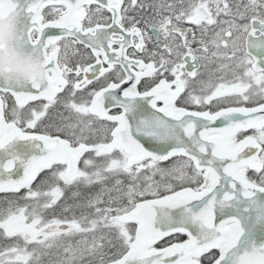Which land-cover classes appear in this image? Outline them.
Listing matches in <instances>:
<instances>
[{
  "label": "snow or ice",
  "instance_id": "snow-or-ice-1",
  "mask_svg": "<svg viewBox=\"0 0 264 264\" xmlns=\"http://www.w3.org/2000/svg\"><path fill=\"white\" fill-rule=\"evenodd\" d=\"M0 264H264V0H0Z\"/></svg>",
  "mask_w": 264,
  "mask_h": 264
}]
</instances>
